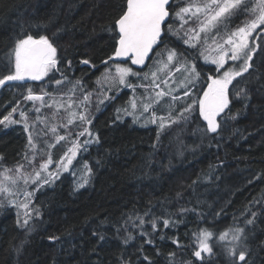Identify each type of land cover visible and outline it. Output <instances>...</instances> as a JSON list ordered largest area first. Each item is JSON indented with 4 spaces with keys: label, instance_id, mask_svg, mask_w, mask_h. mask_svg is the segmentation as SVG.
Here are the masks:
<instances>
[{
    "label": "trees",
    "instance_id": "16d2710c",
    "mask_svg": "<svg viewBox=\"0 0 264 264\" xmlns=\"http://www.w3.org/2000/svg\"><path fill=\"white\" fill-rule=\"evenodd\" d=\"M251 2L232 13L233 22L227 18L201 35L191 12L183 25L176 15L195 2L172 0L147 66L132 65L142 73L173 51L172 71L177 64L196 69L195 84L180 91L186 100L170 109L160 133L116 118L130 92L111 65L130 60L109 57L126 0H0V79L15 71L9 53L17 38L44 35L57 48V66L43 79L0 85V120L11 113L17 121L0 124V183L11 190L0 192V264H244L229 256L233 246L246 251L248 264H264V27L251 39L248 72L228 86L229 105L217 117V131H207L198 103L185 111L203 95L208 77L218 75L205 56L245 24ZM197 32L199 39H190ZM108 75L115 77V89L105 86ZM131 76L127 83L135 82ZM29 88L43 101L25 99ZM86 124L95 139L80 147L71 167L85 166L89 182L77 189L71 171L55 180L41 174V164L50 160L47 168L54 170L82 141ZM57 136L65 139L57 142ZM6 170L15 184L4 180ZM238 229L244 232L231 247L220 240ZM203 231L212 234V253L197 259L193 253Z\"/></svg>",
    "mask_w": 264,
    "mask_h": 264
},
{
    "label": "snow or ice",
    "instance_id": "6c2138e0",
    "mask_svg": "<svg viewBox=\"0 0 264 264\" xmlns=\"http://www.w3.org/2000/svg\"><path fill=\"white\" fill-rule=\"evenodd\" d=\"M169 0H126V10L122 12L119 18L115 21L116 29L118 30L119 36L116 43L114 56L109 57V59L114 58H124L125 60H130L133 65H142L145 61V58L148 57L150 51H152L153 46L161 40L162 29L166 23V18L169 17ZM192 7L181 8L180 11L176 14L182 22H184V15L191 12L192 15H197L201 12L207 13L206 21H202L200 24L199 32H206L211 28L215 27L216 23L220 22L222 18L230 16L234 10H246L247 6L244 5V0H208L203 6L196 5L195 11L192 12ZM253 13H258L255 15V18L250 20L244 27L238 28L236 31L231 32L228 38L224 41V44L229 45V49L225 50L224 45L217 44L215 51L218 52V55L215 58H211V63L217 65V70L223 68L226 58H229L233 61L243 60V64L239 67L238 70L229 69L223 73L219 78L208 77L210 83L207 88L203 90V95L198 98V100H193L191 105H188L185 108L186 112H190L193 109V105L198 103L199 105V115L207 124V131L210 133H215L219 127L217 117L220 116L222 112L229 105L228 97V86L232 84L233 80L236 77L242 76L245 72H248L251 64L249 61H252V53L255 51V48L249 47L248 38L252 33L261 25H264V0H258V3L251 8ZM199 32L195 34L194 37L190 39H199ZM189 43V41H185ZM215 43V41H213ZM190 46H195L194 44ZM229 52L231 53L229 56ZM201 55H204L202 52ZM176 56V53L169 51L168 60L172 61ZM10 59L14 60L15 71L11 72L8 75H5L0 79V85H4L6 81H39L43 79L48 72L57 66V48L50 42L49 38L44 35H40L38 39L34 38L32 35H27L24 38H17L15 40L14 48L11 49L9 53ZM205 60H209V57L205 56ZM82 63L88 64V60H83ZM107 63V61H105ZM116 73L119 77V83L125 84V78L129 74H133L130 68L121 67L119 64L115 65ZM191 72L196 74V69L192 68ZM155 75V73L153 74ZM198 78V74H197ZM61 81L57 80L56 83ZM164 95L163 92H158L157 96ZM185 95H188L186 92ZM27 100L43 101V96H36L33 94L32 89H28V95L25 97ZM88 99V97H85ZM52 107V105H47ZM69 107H71L69 105ZM133 108L136 105L133 103ZM149 105H144L145 111L148 110ZM59 108H57V111ZM16 109H13V112ZM38 112L39 109L37 108ZM71 116H75V113H71ZM21 118L26 120L25 114L21 113ZM163 117H161V125L163 128ZM80 120L85 123H90L87 118L83 115L80 116ZM14 124L17 121L11 118V113L8 116H5L3 120H0V124ZM155 122V118L153 121ZM69 124L73 123V120L70 118L68 120ZM7 126V125H5ZM35 126L33 125V128ZM25 132L29 133L28 144L34 149L36 147L33 134L29 131V125L24 124ZM52 133H56V127L52 126L49 128ZM87 133L91 135V132L85 128L79 135H84ZM64 136H57V142L64 140ZM87 143V141L85 142ZM52 146V145H49ZM77 145H73V148L69 149V152L72 153V156H75V149ZM67 155V154H66ZM71 158L68 157V164L71 163ZM41 164V170H46L48 163ZM65 170H67V164L62 165ZM23 165L16 169V172L19 173ZM35 176L39 178L40 172L36 171ZM5 181H10L12 184L16 183L14 178H11L7 175V170L3 174ZM25 184L28 183V179H24ZM48 181H45L47 183ZM81 187L83 185H80ZM11 190L4 183H0V192H10ZM26 196H31V193H25ZM23 208L27 209V203L22 205ZM30 214L26 211L25 216ZM249 224L252 223L251 220L248 221ZM28 224V219L24 220V225ZM153 229L157 226L153 222ZM164 226H169V221L164 220ZM244 232L243 229H238L237 234L233 235V240H240L241 234ZM211 233L203 231L200 233L199 246L198 250L194 251V255L197 259H202L203 253H212V248L208 244V240L211 237ZM227 233H224L220 236V240H224L227 237ZM103 239V237H101ZM245 239L247 237L245 236ZM151 243V241H148ZM176 243V241H173ZM229 256H236L239 262H244L248 264L246 260V251L241 249L238 253L236 247L233 246L229 249Z\"/></svg>",
    "mask_w": 264,
    "mask_h": 264
},
{
    "label": "rangeland",
    "instance_id": "374dc122",
    "mask_svg": "<svg viewBox=\"0 0 264 264\" xmlns=\"http://www.w3.org/2000/svg\"><path fill=\"white\" fill-rule=\"evenodd\" d=\"M192 1L195 2L194 6L192 7L193 8L192 12L195 11L196 5L203 6L206 3H208V0H204L202 2L201 0L200 1L198 0L197 3H196V0H192ZM248 1L250 0H244V2H248ZM251 1H252L251 7L247 14L248 15L247 20L244 22L245 24H247L250 21L251 17L252 19H254L255 15L258 14V13H253L251 11V8L254 7L258 3V0H251ZM235 11L236 10H234L233 13ZM189 16H191L190 13L185 14L184 20H187ZM193 16L194 15H192L191 18ZM227 18H230L231 22L234 21L233 14H231L230 16H227L226 18H222L221 21ZM192 19H195L197 21L198 30H199L201 22L206 21L207 19V13L201 12L195 15ZM179 20H180L181 25H183L184 22H182L180 18ZM220 22L216 23V25L219 24ZM245 24L242 25L241 27H244ZM261 27H264V25H261L260 27H258L252 33V35L248 38L249 47H251L250 44H251V39L253 35L259 29H261ZM200 33L202 35V32ZM220 44L224 45L225 50L229 49V45L224 44V41L221 42ZM168 54L169 53H165L164 58L159 57L158 59L157 57L156 60L153 62V65H151V67L149 68V70L143 71L142 73L132 71L133 64L131 63V61L129 65L118 63V62L111 65L112 69H114V72H116V67H115L116 64H119L121 67L130 68L133 74H129L128 76L132 75L131 78L133 79L135 78V82L127 83V77H128L127 76L125 78L126 83L121 84L124 88H126L130 92V96H129V99L126 101L127 102L126 105L124 107L119 108L116 112L117 114L116 118L118 121L129 119L131 123L138 128L156 127L158 131L161 133L162 129L164 128V127L163 128L160 127L161 122H162L161 117L164 118L163 124L165 126V124L171 118L170 112H169L170 109L173 108L175 110L177 107L176 105L178 103L184 102L186 100L184 97H181L179 95L180 91L186 88L187 86L194 85L195 80L197 79V74H195V77L190 75L192 67L189 66L188 64H177V66L174 68V71H172L171 67H172V64L174 63L175 57L173 58L172 61H169ZM230 54L231 53L229 52V56ZM217 55H218L217 51L209 53L208 62L211 61V58H215ZM242 64H243V60L233 61L229 58H226L223 68H220L219 70H217V65L213 64L215 65L216 71L218 72V75L215 76L214 78H219L220 76L223 75L225 71L229 69L237 70ZM154 73L155 75H153ZM107 77L108 79H106V81L108 84L106 83L105 86H109L110 89H115L118 84L115 77L109 76V75ZM118 81H119V77H118ZM158 92H163L164 95L157 96ZM133 103L136 105L135 108L132 107ZM146 104L149 105L147 111H145L144 109V105ZM160 109L164 111L163 113L165 114H162L160 112ZM73 113H75V117H76V112H73ZM153 118H155V122H152ZM85 128L89 130V126L87 124L85 125ZM94 139H95V136L92 132H91V135H88L87 133H85L83 135L82 141H78L74 143L75 145L78 146L75 149V156H72V153L68 152L65 158L63 159L62 163L58 167H56L54 170L47 168L46 170L41 171V174H43L44 172L43 175H46V176L53 175L54 176L53 180H55V179H58L61 175L69 173L71 171V174L74 176L75 187L77 189L84 187L89 182L88 170L85 168V166H82V165L78 169H76V167L72 168L71 165L73 164V162L76 160L77 156L79 155L80 147H83L84 145H91ZM86 141L87 143H85ZM68 157H72L70 164H68ZM63 164H67V170L63 168L62 166ZM80 185H83V186L81 187ZM227 234H228L227 237L222 241L224 244L226 245L228 244L231 247L232 241L235 242L233 240L234 234L229 233V232ZM196 250H198V247L194 249V251ZM206 254L207 253L202 254L203 259H205Z\"/></svg>",
    "mask_w": 264,
    "mask_h": 264
},
{
    "label": "water",
    "instance_id": "95a60500",
    "mask_svg": "<svg viewBox=\"0 0 264 264\" xmlns=\"http://www.w3.org/2000/svg\"><path fill=\"white\" fill-rule=\"evenodd\" d=\"M171 2H172V0H169V5L167 6L168 8H169ZM125 10H126V8H125ZM169 17H170V15H169ZM169 17L166 18V23L168 22ZM166 23H165V24H166ZM164 26H165V25H164ZM164 26H163V27H164ZM118 34H119V33H118ZM152 51H153V49H152ZM152 51L149 52L148 57L145 58V61H144V63H143L142 65H134V67L137 68V69H143V68H145V67L147 66V64H148V62H149V60H150V58H151ZM113 60H114V61H121V62H122V61H128V60H125L124 58H114ZM25 81H32V80H25ZM194 256H195V255H194ZM195 257H196V256H195Z\"/></svg>",
    "mask_w": 264,
    "mask_h": 264
},
{
    "label": "flooded vegetation",
    "instance_id": "af4514ba",
    "mask_svg": "<svg viewBox=\"0 0 264 264\" xmlns=\"http://www.w3.org/2000/svg\"><path fill=\"white\" fill-rule=\"evenodd\" d=\"M207 88V87H206Z\"/></svg>",
    "mask_w": 264,
    "mask_h": 264
}]
</instances>
